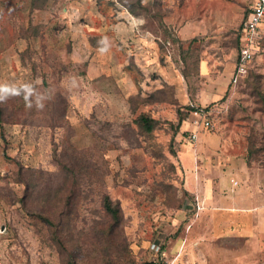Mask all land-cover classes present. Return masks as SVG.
I'll return each mask as SVG.
<instances>
[{
  "label": "rangeland",
  "instance_id": "obj_1",
  "mask_svg": "<svg viewBox=\"0 0 264 264\" xmlns=\"http://www.w3.org/2000/svg\"><path fill=\"white\" fill-rule=\"evenodd\" d=\"M251 2L0 0V83L35 90L32 108L22 97L0 103L5 264H149L184 243L196 217L187 211L185 179L198 141L182 119L205 79L200 61L211 60L210 73L219 74L216 61L224 70L238 54ZM38 29L43 36H30ZM230 85L206 106L224 109L202 133L227 122L231 138L243 133L249 159L264 168V45ZM142 114L156 120L151 131L138 122ZM106 196L122 212L115 233ZM62 210L72 214L56 225ZM183 254L177 264L200 263L194 251Z\"/></svg>",
  "mask_w": 264,
  "mask_h": 264
},
{
  "label": "crops",
  "instance_id": "obj_2",
  "mask_svg": "<svg viewBox=\"0 0 264 264\" xmlns=\"http://www.w3.org/2000/svg\"><path fill=\"white\" fill-rule=\"evenodd\" d=\"M236 60L237 55L231 63H224V70L222 61L217 60L213 67H219V74L210 73L211 60H201L200 73L205 79L197 95V106L206 107L224 98L231 86ZM218 106L208 107L218 115L224 109ZM187 122L183 123L187 130H195L192 122ZM222 125L213 134L202 133L206 129L200 127L189 167L188 152L183 157L184 167L192 170L189 179L186 175L185 189L195 197L194 203L186 200L187 211L196 217L189 225L184 243L181 245L182 239L178 240L173 246L175 251L169 255L165 250L162 257L172 259L179 254L178 261L184 256L183 249H189L200 259L199 264H258L264 260V168L249 159L244 134L240 133L235 140L228 132L227 122ZM201 134L203 138L199 141Z\"/></svg>",
  "mask_w": 264,
  "mask_h": 264
},
{
  "label": "built area",
  "instance_id": "obj_3",
  "mask_svg": "<svg viewBox=\"0 0 264 264\" xmlns=\"http://www.w3.org/2000/svg\"><path fill=\"white\" fill-rule=\"evenodd\" d=\"M264 24V0H253L250 6V12L247 18L242 22L241 48L237 54L236 67L232 76L231 83L237 85L246 75L259 48V40L262 37V25ZM192 124L195 130L191 132V138L196 140L198 129H212L216 126L213 110L204 106H195L191 112ZM235 183H237L235 181ZM157 249L160 248L161 242L155 241ZM179 257L177 254L172 259L163 258L161 264H176ZM0 264H5L3 255L0 251Z\"/></svg>",
  "mask_w": 264,
  "mask_h": 264
},
{
  "label": "trees",
  "instance_id": "obj_4",
  "mask_svg": "<svg viewBox=\"0 0 264 264\" xmlns=\"http://www.w3.org/2000/svg\"><path fill=\"white\" fill-rule=\"evenodd\" d=\"M34 7H33L34 9H36V8L37 9H40V10L44 9L43 6L38 7L37 5H35ZM249 12H250V9L248 10V12L246 14V17L248 16ZM44 32H45V30H40V29H38V30H32L30 32V36H32L33 38H35V37L38 38V37L43 36V33ZM241 37H242V24L240 25V28H239V31H238V35H237L238 53H239L240 48H241ZM263 45H264V29L262 30V37L259 40V48H258L257 54L261 52V49H262ZM255 56H256V54H255ZM254 60H255V57L252 60L250 67L252 66ZM200 66H201V61H200V64H199V72H200ZM250 67H249V69H250ZM191 103H193V102H191ZM191 103H190L191 106H188V109H187V112L185 113L184 118L183 119L181 118L183 122L188 119L189 115L191 114V112L194 110V108L196 106V105H194V103L193 104H191ZM138 122L140 123V125L141 124L143 125V128L144 129H146L148 131H151L153 129L154 123H156V120H154L153 118H151L150 116H148L146 114H142L140 116V118L138 119ZM251 151H252V148L248 145V154H250ZM58 159H60V158H58ZM63 167L65 169H66V167L69 168L67 165H63ZM25 184L27 186V190H26V193H25V199H23L24 202H25V200L28 199V197H31V194L29 193V189L31 187V184L28 181L25 182ZM54 194L56 195V193H54ZM187 199H188V201H190L192 203L195 202L194 195L190 194L189 192H188V195L186 196V200ZM41 201H42L41 203H43L45 200H41ZM69 203H71V201H67L64 204L66 206L71 205ZM103 206H104V209H105V211L107 212V214H108V216L110 218V223H111L110 230H111V232L115 233V231L120 227L121 222H122V212H121V208L109 196H106L103 199ZM70 210H72V206H71ZM61 213H62V215H61ZM64 213H66V215L72 214V212H64V210L60 211L59 214H60L61 217H59V224H56V225H60V224H63L64 223V221H63L64 218H62V216L64 215ZM40 215H41V217H43V219H44L45 222H47L50 225L51 224L54 225V222L51 220V218L48 215L47 216H44V215L42 216V214H40ZM149 264H161V261L150 262Z\"/></svg>",
  "mask_w": 264,
  "mask_h": 264
},
{
  "label": "clouds",
  "instance_id": "obj_5",
  "mask_svg": "<svg viewBox=\"0 0 264 264\" xmlns=\"http://www.w3.org/2000/svg\"><path fill=\"white\" fill-rule=\"evenodd\" d=\"M35 94V90L30 83H22L20 86L0 83V103L7 102L8 99L14 97H22L26 107L32 108L31 97ZM37 109H42L43 105L37 101Z\"/></svg>",
  "mask_w": 264,
  "mask_h": 264
}]
</instances>
